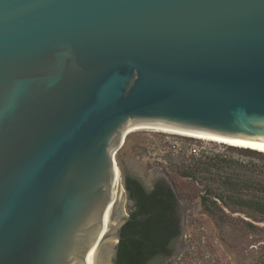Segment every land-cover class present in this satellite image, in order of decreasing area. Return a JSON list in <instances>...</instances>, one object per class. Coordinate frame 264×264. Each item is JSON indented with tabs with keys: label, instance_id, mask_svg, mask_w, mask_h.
Instances as JSON below:
<instances>
[{
	"label": "water",
	"instance_id": "95a60500",
	"mask_svg": "<svg viewBox=\"0 0 264 264\" xmlns=\"http://www.w3.org/2000/svg\"><path fill=\"white\" fill-rule=\"evenodd\" d=\"M137 129L264 154V0H0V264H116Z\"/></svg>",
	"mask_w": 264,
	"mask_h": 264
},
{
	"label": "rangeland",
	"instance_id": "374dc122",
	"mask_svg": "<svg viewBox=\"0 0 264 264\" xmlns=\"http://www.w3.org/2000/svg\"><path fill=\"white\" fill-rule=\"evenodd\" d=\"M192 149L198 152L192 154ZM208 158L221 161L224 172H246L253 178L261 177L264 172V159L257 154L162 132H134L116 153L123 186L124 172L137 174L147 185L151 184L152 177L167 175L183 200V240L177 255L166 264H264V220H255L219 201L223 211L216 214L207 213L201 205L207 185L222 190L219 176L215 174L218 169L203 174V179L198 181L181 177L170 166ZM247 192L258 193L244 190ZM132 206L125 192L123 217L130 214Z\"/></svg>",
	"mask_w": 264,
	"mask_h": 264
},
{
	"label": "trees",
	"instance_id": "16d2710c",
	"mask_svg": "<svg viewBox=\"0 0 264 264\" xmlns=\"http://www.w3.org/2000/svg\"><path fill=\"white\" fill-rule=\"evenodd\" d=\"M233 148V147H232ZM248 154H257L264 159V154L251 150H244ZM214 162V163H213ZM171 168L183 178L201 180L205 173L215 170L216 176L222 184V190L206 186L205 194L201 197L203 209L210 214L222 212L217 201L227 208L234 206L255 220H264V172L262 176L253 178L246 172L229 173L221 161L215 162L213 158L198 160L193 163L181 161L171 163ZM222 171V173H219ZM124 187L128 198L134 201L130 212L131 219L122 227L121 240L118 244L116 264H150L149 260L164 249L169 234L177 227L178 219L166 218L167 213L173 210V204L168 201L167 192H163L164 200L157 209L153 196L144 194L138 180L124 172ZM244 190L258 191V193ZM166 198V199H165ZM215 198V199H212ZM152 201V203H150Z\"/></svg>",
	"mask_w": 264,
	"mask_h": 264
},
{
	"label": "flooded vegetation",
	"instance_id": "af4514ba",
	"mask_svg": "<svg viewBox=\"0 0 264 264\" xmlns=\"http://www.w3.org/2000/svg\"><path fill=\"white\" fill-rule=\"evenodd\" d=\"M128 175L134 178L135 180H138L141 186V190L144 192V194L151 196V194L155 193V191L157 192L156 196L155 194L153 196L154 199L153 202L154 204H156L157 209H159L162 206L161 203L164 200L163 192H167L169 197L168 201L171 202V204H173L174 209L170 210L169 213H167V216L165 217L170 219L177 218L178 219L177 227L174 229L173 232L169 234L164 249L160 251L158 254L151 257L149 260L150 264H166L169 262V260H171L175 256V254L177 253L178 245L181 244L183 240V236H182L183 200L177 193L171 181H169V179L167 178V175L152 177L150 185H147L135 173L134 174L128 173ZM131 201L133 202V206H134V201L133 200ZM150 203H152V201H150ZM133 206L131 207V210Z\"/></svg>",
	"mask_w": 264,
	"mask_h": 264
},
{
	"label": "bare ground",
	"instance_id": "6f19581e",
	"mask_svg": "<svg viewBox=\"0 0 264 264\" xmlns=\"http://www.w3.org/2000/svg\"><path fill=\"white\" fill-rule=\"evenodd\" d=\"M138 131H154V130H147V129H137V130H131V131H128V132H126V134H125V137H124V140H123V143H122V146L125 144V141H126V138L130 135V134H132V133H134V132H138ZM154 132H160V131H154ZM162 133H166V132H162ZM167 134H171V133H167ZM172 135H175V134H172ZM180 136V135H179ZM183 137H185V136H183ZM187 138H189V137H187ZM192 139H194V138H192ZM196 140H198V139H196ZM201 141H203V140H201ZM118 151H114V152H112L111 154L113 155V157H114V161H115V165H116V167H117V169H118V172H119V176H120V179H121V183H122V173H121V170H120V168H119V166H118V164H117V161H116V153H117ZM122 187H123V198H124V200H125V191H124V186H123V183H122ZM123 211H124V207H123ZM123 214H124V212H123Z\"/></svg>",
	"mask_w": 264,
	"mask_h": 264
},
{
	"label": "built area",
	"instance_id": "2783aa9c",
	"mask_svg": "<svg viewBox=\"0 0 264 264\" xmlns=\"http://www.w3.org/2000/svg\"><path fill=\"white\" fill-rule=\"evenodd\" d=\"M197 152H198L197 149H192V150H191V153H192V154H196Z\"/></svg>",
	"mask_w": 264,
	"mask_h": 264
}]
</instances>
